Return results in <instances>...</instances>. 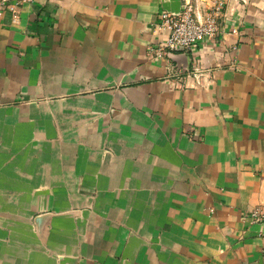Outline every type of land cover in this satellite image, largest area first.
Masks as SVG:
<instances>
[{
  "label": "crops",
  "instance_id": "1",
  "mask_svg": "<svg viewBox=\"0 0 264 264\" xmlns=\"http://www.w3.org/2000/svg\"><path fill=\"white\" fill-rule=\"evenodd\" d=\"M183 1L0 17V264H264V0L151 57Z\"/></svg>",
  "mask_w": 264,
  "mask_h": 264
},
{
  "label": "built area",
  "instance_id": "2",
  "mask_svg": "<svg viewBox=\"0 0 264 264\" xmlns=\"http://www.w3.org/2000/svg\"><path fill=\"white\" fill-rule=\"evenodd\" d=\"M35 0H0V17L5 13L11 15L12 21H18L21 8ZM244 1V0H242ZM225 2L216 0L210 2L201 16L195 13V5L190 0H184L177 13L162 10L158 14V21L154 23L156 31H164L166 38L163 42L148 46L151 57L163 58L169 51L189 50L194 44L204 39H214L221 33L219 19L222 16ZM231 33L237 34L238 30L232 28ZM233 49H236L233 47ZM201 69L192 67L191 74L197 79L202 75ZM250 223H264V205L253 207L248 213Z\"/></svg>",
  "mask_w": 264,
  "mask_h": 264
},
{
  "label": "rangeland",
  "instance_id": "3",
  "mask_svg": "<svg viewBox=\"0 0 264 264\" xmlns=\"http://www.w3.org/2000/svg\"><path fill=\"white\" fill-rule=\"evenodd\" d=\"M190 1H191L192 3H194V5H195V3H196L197 0H190ZM199 1L202 3V2H204L205 0H199ZM205 2H207V1H205Z\"/></svg>",
  "mask_w": 264,
  "mask_h": 264
}]
</instances>
